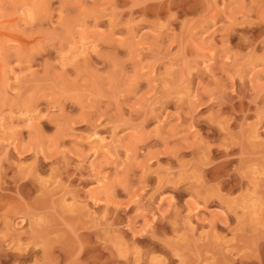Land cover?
Wrapping results in <instances>:
<instances>
[{
	"label": "rangeland",
	"instance_id": "obj_1",
	"mask_svg": "<svg viewBox=\"0 0 264 264\" xmlns=\"http://www.w3.org/2000/svg\"><path fill=\"white\" fill-rule=\"evenodd\" d=\"M0 264H264V0H0Z\"/></svg>",
	"mask_w": 264,
	"mask_h": 264
},
{
	"label": "bare ground",
	"instance_id": "obj_2",
	"mask_svg": "<svg viewBox=\"0 0 264 264\" xmlns=\"http://www.w3.org/2000/svg\"><path fill=\"white\" fill-rule=\"evenodd\" d=\"M19 258V257H18ZM17 259V258H16Z\"/></svg>",
	"mask_w": 264,
	"mask_h": 264
}]
</instances>
